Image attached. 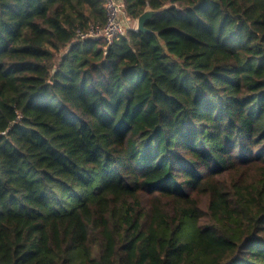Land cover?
Segmentation results:
<instances>
[{
	"label": "trees",
	"instance_id": "1",
	"mask_svg": "<svg viewBox=\"0 0 264 264\" xmlns=\"http://www.w3.org/2000/svg\"><path fill=\"white\" fill-rule=\"evenodd\" d=\"M0 0V264H264V0Z\"/></svg>",
	"mask_w": 264,
	"mask_h": 264
},
{
	"label": "built area",
	"instance_id": "2",
	"mask_svg": "<svg viewBox=\"0 0 264 264\" xmlns=\"http://www.w3.org/2000/svg\"><path fill=\"white\" fill-rule=\"evenodd\" d=\"M103 8L106 21L103 26H91L86 31H78L77 41L103 39L107 45L125 36L128 29L135 30L136 20H130L125 13V6L121 0H104ZM133 22V28L132 23Z\"/></svg>",
	"mask_w": 264,
	"mask_h": 264
},
{
	"label": "water",
	"instance_id": "3",
	"mask_svg": "<svg viewBox=\"0 0 264 264\" xmlns=\"http://www.w3.org/2000/svg\"><path fill=\"white\" fill-rule=\"evenodd\" d=\"M169 7H164L163 9L160 10H150L147 9L144 11L137 19H136V28L134 31L140 32V33H148L149 30L146 28V24L153 18L158 15H160L163 10L168 9Z\"/></svg>",
	"mask_w": 264,
	"mask_h": 264
},
{
	"label": "rangeland",
	"instance_id": "4",
	"mask_svg": "<svg viewBox=\"0 0 264 264\" xmlns=\"http://www.w3.org/2000/svg\"><path fill=\"white\" fill-rule=\"evenodd\" d=\"M131 23H132V28H133V26H134V25H133V22H131ZM134 27H136V25H135Z\"/></svg>",
	"mask_w": 264,
	"mask_h": 264
}]
</instances>
